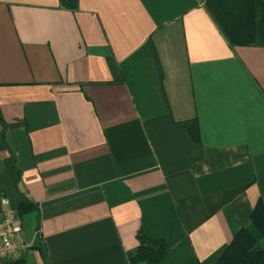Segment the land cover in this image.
<instances>
[{"label": "crops", "instance_id": "1", "mask_svg": "<svg viewBox=\"0 0 264 264\" xmlns=\"http://www.w3.org/2000/svg\"><path fill=\"white\" fill-rule=\"evenodd\" d=\"M259 201L264 0H0L18 264H130L141 230L217 264Z\"/></svg>", "mask_w": 264, "mask_h": 264}, {"label": "trees", "instance_id": "2", "mask_svg": "<svg viewBox=\"0 0 264 264\" xmlns=\"http://www.w3.org/2000/svg\"><path fill=\"white\" fill-rule=\"evenodd\" d=\"M191 135L197 140L196 123H188ZM5 128L2 131L4 139ZM22 209V208H21ZM21 215V210L17 211ZM138 247L130 258V264H162L168 249L165 241L155 240L142 230L137 234ZM264 206L261 201L255 206L249 225L234 237L217 264H264ZM20 262L17 261L16 264Z\"/></svg>", "mask_w": 264, "mask_h": 264}, {"label": "built area", "instance_id": "3", "mask_svg": "<svg viewBox=\"0 0 264 264\" xmlns=\"http://www.w3.org/2000/svg\"><path fill=\"white\" fill-rule=\"evenodd\" d=\"M22 224L17 210L0 213V264H16L31 245L21 239ZM39 235L37 232L36 238Z\"/></svg>", "mask_w": 264, "mask_h": 264}, {"label": "rangeland", "instance_id": "4", "mask_svg": "<svg viewBox=\"0 0 264 264\" xmlns=\"http://www.w3.org/2000/svg\"><path fill=\"white\" fill-rule=\"evenodd\" d=\"M264 243V242H263Z\"/></svg>", "mask_w": 264, "mask_h": 264}]
</instances>
